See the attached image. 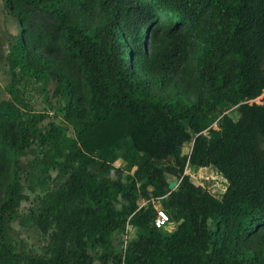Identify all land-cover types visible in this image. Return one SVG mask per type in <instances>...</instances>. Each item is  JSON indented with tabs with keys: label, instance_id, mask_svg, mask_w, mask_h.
<instances>
[{
	"label": "trees",
	"instance_id": "obj_1",
	"mask_svg": "<svg viewBox=\"0 0 264 264\" xmlns=\"http://www.w3.org/2000/svg\"><path fill=\"white\" fill-rule=\"evenodd\" d=\"M3 2L21 26L7 55L9 98L0 101V160L12 167L0 202V252L8 264H264V97L248 101L264 90V0H96L102 19L92 27L69 22L60 0ZM21 4L55 18L60 31L53 41L82 69L88 114L77 122L76 137L54 121L44 129L49 114L26 98L23 77L55 75L54 94L67 102L72 85L38 51L48 44L31 37ZM156 10L171 21L156 42L154 70L160 80L171 79L181 71L184 46L193 45L195 101L180 93L157 97L136 75L134 56L146 46ZM135 30L143 37L133 48L126 37ZM233 106L237 120L227 113ZM192 133L191 152L183 154ZM36 139L51 149L31 168L59 167L69 178L46 193L35 214L49 234L44 252H17L8 230L23 198L20 157ZM118 159L123 165L116 167ZM188 163L223 174L221 198L192 180ZM166 173L180 178L175 189ZM158 197L178 223L172 232L158 228L155 207L144 204ZM128 225L137 236L121 251L112 234Z\"/></svg>",
	"mask_w": 264,
	"mask_h": 264
},
{
	"label": "rangeland",
	"instance_id": "obj_2",
	"mask_svg": "<svg viewBox=\"0 0 264 264\" xmlns=\"http://www.w3.org/2000/svg\"><path fill=\"white\" fill-rule=\"evenodd\" d=\"M60 2L71 23L82 21L86 27H92L102 19L96 0H60ZM20 7L30 19L29 34H31V37L48 44L47 50H44L42 47L38 51L49 57L51 70L63 72L68 76L72 85L71 100L67 102L61 95L54 94L56 86L55 75L44 79L23 77L21 82L26 98L34 110L44 111L49 114L48 119L41 124L44 129L50 121H54L59 125H63L70 136L76 137L77 122L84 120L88 114L87 93L84 87L82 69L78 62L66 53L61 41H57L58 39L53 41L52 33L58 34L60 31L56 27L55 18L43 9L29 8L27 4H21ZM155 12L158 13V19L146 30V46L134 56L136 75L142 82L148 85L151 92L157 97L172 99L180 93L186 99L195 101L197 93V53L194 51L193 45L184 46L183 57L180 61L181 71L175 73L171 79L160 80L156 70H154L153 64L156 58L154 55H156L157 51L156 42L161 40L163 32L168 29L166 21H171V18L164 14L163 11L156 10ZM20 27L19 20L8 12L4 7V2L2 3L1 0L0 101L9 98L6 86L10 82L11 75L7 63V55L15 36L20 32ZM153 29H155L154 32ZM142 37L143 33L135 30V34L128 35L126 39L133 48H136L139 46V40ZM188 68L192 69L191 73H189ZM263 97L264 90L260 96L248 101L250 103H262ZM237 108V106H233L227 110V113L231 114L236 120L240 116ZM221 117L222 114L216 116L213 123L214 128H219ZM204 133H207V130ZM0 134L2 136L4 132L0 131ZM194 137L192 133L191 140L186 142L183 147V154H190ZM50 149L49 145H43L36 139L33 144L26 148L24 154L20 157L23 198L18 207L19 216L11 222L8 230L10 240L17 252L43 253V246L49 241V234L43 233L40 230L35 219V214L46 193L62 186L69 178V174L61 171L59 167H54L47 171L43 169L33 170L30 164L36 158H42ZM119 153L120 150H118ZM114 164L116 167L122 166L123 161L118 159ZM185 172L191 176L193 181L201 184L205 189H208L219 198L222 197L227 188V179L215 166L200 167L188 163L185 167ZM110 175L114 178L117 177L115 169H111ZM165 176L169 181L170 189H175L179 184L180 178L169 173H166ZM11 177V164L7 160H0V202L7 191ZM123 202L124 200L120 198L119 203H117L118 208L121 207ZM156 204L163 207L162 198ZM177 226L178 223L171 220L162 230L164 233H169L175 230ZM137 230L136 226L129 225L126 231L112 234L113 244L118 250L126 248L128 243L136 238ZM90 252L94 256H97V250H90ZM0 264H8L1 252Z\"/></svg>",
	"mask_w": 264,
	"mask_h": 264
},
{
	"label": "built area",
	"instance_id": "obj_3",
	"mask_svg": "<svg viewBox=\"0 0 264 264\" xmlns=\"http://www.w3.org/2000/svg\"><path fill=\"white\" fill-rule=\"evenodd\" d=\"M158 198H151L150 200L144 202V204L151 203L156 209V218H155V225L158 228H163L166 224L170 223V216L168 212L162 207L158 206L156 203L158 202ZM129 226V225H128ZM126 248H122L121 251H124Z\"/></svg>",
	"mask_w": 264,
	"mask_h": 264
},
{
	"label": "crops",
	"instance_id": "obj_4",
	"mask_svg": "<svg viewBox=\"0 0 264 264\" xmlns=\"http://www.w3.org/2000/svg\"><path fill=\"white\" fill-rule=\"evenodd\" d=\"M2 3H3V0H2ZM0 5H1V0H0Z\"/></svg>",
	"mask_w": 264,
	"mask_h": 264
}]
</instances>
